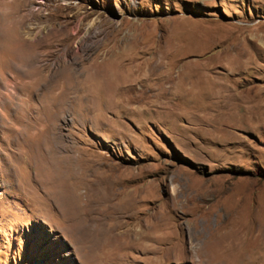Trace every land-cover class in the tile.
I'll use <instances>...</instances> for the list:
<instances>
[{
	"label": "rangeland",
	"instance_id": "374dc122",
	"mask_svg": "<svg viewBox=\"0 0 264 264\" xmlns=\"http://www.w3.org/2000/svg\"><path fill=\"white\" fill-rule=\"evenodd\" d=\"M259 44L264 0H0V264H264L254 242L218 237L264 233V102L205 123L211 88L175 93L165 69L132 71L165 55L220 65ZM263 70L242 77L264 86ZM127 74L138 99L117 93ZM53 162L74 163L76 190L45 184L63 173ZM129 226L163 239L133 245Z\"/></svg>",
	"mask_w": 264,
	"mask_h": 264
},
{
	"label": "bare ground",
	"instance_id": "6f19581e",
	"mask_svg": "<svg viewBox=\"0 0 264 264\" xmlns=\"http://www.w3.org/2000/svg\"><path fill=\"white\" fill-rule=\"evenodd\" d=\"M259 46H260V49L255 54H253L251 52L249 53L248 51L226 53L225 55H222L219 57L218 61L221 62L220 65L212 64V63L210 64L209 62H207V64H203V65H200L198 67H193V66L190 67V65L187 63V64H182V65L181 64H179V65L173 64L174 67L168 68V65L170 64V62L164 61V58L166 57V55H165V57L160 56V57H157L156 59H153V61H151V62L147 61L146 63H143V65L145 64V68L143 66H141L142 65L141 64V65H139V67H136V69H133L132 71L134 73H138V75H144L145 77L148 76L147 80L149 81V80H151L150 78L152 75L155 74V72L159 73L158 71L161 72V70L165 69L163 71L162 76H160L158 78V80L161 81L160 87L166 86L171 92H175V93H177L178 90H180L184 87L192 88L193 86H201L203 88L205 86L207 88L208 87L211 88V96L209 97V99L213 103L212 107L210 106L209 110H205V109L202 111L200 110V112H202L201 115H199V112L197 111L198 115H196V116H198V118H200L201 121H203V119H206L205 123L207 120H209V121H211L213 119L216 120L215 118H218V116L221 119V117L223 115H225V116L229 115V114L231 115V113L233 111L239 110V109H241V107H243V109L245 110V113L242 114V117H241V118H244L246 116V114H248V112H250V110L255 109L256 107L260 106L261 103L264 102V86H261L258 84L248 85L244 81V78L242 77V75L244 73L246 74V70H248V69L251 70V68H252V69H255L257 71L261 68H264L263 64H261L259 62V59L264 60V44H261V45L259 44ZM130 63H132V61ZM46 64L47 63H45V66H46ZM129 72H130V70H129ZM201 74L204 76L203 79L200 78ZM47 76L49 77V75H47ZM101 77H102V75L99 78H101ZM134 77L136 78L135 75H134ZM139 77H137V78H139ZM129 78H130L129 75H128V77L124 76V81L127 83L128 82L127 79L129 80ZM197 78H198V80H197ZM76 80H78V82L73 84L74 86L71 89L67 88V92L64 95H67L68 93H69L68 95H70L72 93V92H70V90H75L76 88H78V87H76L77 85H79L80 83H83V82H81L82 80H80L78 78ZM130 80H132V79H130ZM98 81H99V79H98ZM102 81L103 80H101V82ZM98 83L99 82H97L96 85H98ZM127 84L128 85L123 86L122 89L117 93H119L120 96L121 95L126 96L127 101H131V98L133 97L131 95V93L133 94V86L129 85V83H127ZM45 87H46V90H47V87H48V90H50L51 84L50 85L45 84ZM76 90H75V92H77ZM179 92H182V91H179ZM60 93H62V92H60ZM167 93H168V95L170 94L169 92H167ZM167 93L160 91L158 93V100L160 101V103H162V106H161L162 108L172 109V108H174V106L171 104L172 101L167 96ZM47 94L49 95L50 93L47 92ZM144 94L145 93H141L138 95L133 94L134 99L135 98L138 99L140 96H143ZM193 112L194 111H192V113ZM251 116L253 117L254 115H251ZM249 118H251V117H249ZM227 120H228V118H227ZM218 121L216 120V123ZM221 121H223V120H221ZM197 122H199V121H197ZM241 123H245L243 121V119L241 120ZM196 124H198V123H196ZM210 124H212V123H210ZM218 126H220L219 123H218ZM73 164L74 163H71V162H53V164H51L53 171L56 170L57 172H59L63 169V173H59L58 174L59 176L57 178H55V177L49 178L45 184L51 186L52 188H54V190H55V187L57 189L60 187L63 188L61 185H65L66 187H70L72 189V191H74V189L76 190L77 187L75 186L74 183H76V181L78 182L79 175L81 173L78 174V179H77V175H75V173H73L74 171H72V172L70 171L72 169V166H74ZM83 175H85V174H83ZM83 183H84V180L82 179V184ZM92 184L93 183H91V185ZM108 187H111V186L109 185ZM53 194H55V196H57L58 193H56V191L55 192L53 191ZM85 205L88 206L87 204H85ZM85 214H86V212H85ZM70 218H71V220L76 222V224L78 225V227L81 230L84 231V230H86L85 224H86L87 220H89L90 217L89 218L87 217L88 219H86L84 216H82V213L77 210V213H76V211H74V215H70ZM132 219H133V217H132ZM161 223H163V222H161ZM118 226L122 227V225H118ZM123 227H125V226H123ZM155 227L159 228V229H160V227H162V226H160V221L155 225ZM89 232H90V230H89ZM153 232H154V230H153ZM255 232L256 231L246 232L244 230H237L236 229L234 233L233 232L232 233H222L218 237L221 238V240H219V241H223V242L228 243L229 245H231L233 247V249H239V248L244 249L245 245H248L249 242H251V243L254 242L252 244L250 243L252 249H254L255 251L264 250V233H263V231H261V232L255 234ZM91 233H93V232H91ZM122 233L124 235L121 234L122 236L121 235H119V236L124 237L125 240H127L129 242H132L133 245H134V243H140L141 241L143 243H146L149 241H155L156 243H158V242H161L163 239L161 234H156V235L153 234L150 226H146L144 228L142 227L140 229H137L136 227H133V228L130 227V228H127ZM101 234H98V236L99 235L101 236ZM116 234H118V233H116ZM119 236L116 235V238ZM172 239H174V238H172ZM204 239L207 240L209 238L207 236H205ZM126 244H127V242H126Z\"/></svg>",
	"mask_w": 264,
	"mask_h": 264
}]
</instances>
